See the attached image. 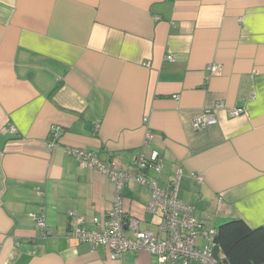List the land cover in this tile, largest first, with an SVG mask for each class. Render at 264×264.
Masks as SVG:
<instances>
[{"label":"crops","instance_id":"0c3cea01","mask_svg":"<svg viewBox=\"0 0 264 264\" xmlns=\"http://www.w3.org/2000/svg\"><path fill=\"white\" fill-rule=\"evenodd\" d=\"M205 108L217 123L195 129ZM147 130L160 183L180 169L177 197L208 227L264 228V0H0V264H162L68 239V212L102 215L113 185L65 149L128 167ZM149 201L144 186L123 193L155 231Z\"/></svg>","mask_w":264,"mask_h":264},{"label":"built area","instance_id":"2783aa9c","mask_svg":"<svg viewBox=\"0 0 264 264\" xmlns=\"http://www.w3.org/2000/svg\"><path fill=\"white\" fill-rule=\"evenodd\" d=\"M168 59L173 60L172 57ZM206 70L209 75H220L223 72L222 66L215 63L207 65ZM231 112L233 116H237L241 111L234 108ZM147 121L146 117L143 118L144 124H147ZM216 123L217 117L210 108L201 110L193 119L195 129ZM95 127L98 128L99 125L96 124ZM9 131L15 132V128L9 127ZM59 136V127L52 128L50 147L56 145ZM152 140L153 132L147 130L142 146L148 151H141L128 167L112 158L102 161L81 147L69 146L65 149L67 155L76 158L85 166L98 169L113 185L112 205L102 215L87 217L74 211L68 212L71 220L68 239L87 243L92 251L103 246L113 260L120 259L124 253L146 251L162 264H187L190 261H199L201 264H227L220 250L217 256L214 255L215 228L208 227L204 219L195 215L192 205L177 197L181 170L177 169L169 180L160 183L162 158L157 149L150 147ZM133 186H144L150 191L147 212L158 217L155 231L143 229L140 219L124 208L123 193ZM32 216L43 236L50 235L51 231L43 213ZM198 239L203 240V246L198 245Z\"/></svg>","mask_w":264,"mask_h":264},{"label":"trees","instance_id":"16d2710c","mask_svg":"<svg viewBox=\"0 0 264 264\" xmlns=\"http://www.w3.org/2000/svg\"><path fill=\"white\" fill-rule=\"evenodd\" d=\"M215 230L214 242L227 264H264V228L233 219Z\"/></svg>","mask_w":264,"mask_h":264},{"label":"water","instance_id":"95a60500","mask_svg":"<svg viewBox=\"0 0 264 264\" xmlns=\"http://www.w3.org/2000/svg\"><path fill=\"white\" fill-rule=\"evenodd\" d=\"M214 255L217 256L218 252H219V247L217 245L214 246Z\"/></svg>","mask_w":264,"mask_h":264},{"label":"rangeland","instance_id":"374dc122","mask_svg":"<svg viewBox=\"0 0 264 264\" xmlns=\"http://www.w3.org/2000/svg\"><path fill=\"white\" fill-rule=\"evenodd\" d=\"M155 220L157 221V218H155ZM156 221H155V222H156ZM154 224H155V223H154ZM150 228H154V227H153V226H151ZM150 230H152V229H150ZM154 230H155V228H154Z\"/></svg>","mask_w":264,"mask_h":264}]
</instances>
